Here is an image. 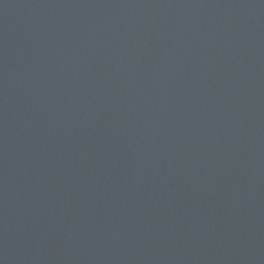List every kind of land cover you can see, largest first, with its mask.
<instances>
[{
  "label": "water",
  "instance_id": "water-1",
  "mask_svg": "<svg viewBox=\"0 0 264 264\" xmlns=\"http://www.w3.org/2000/svg\"><path fill=\"white\" fill-rule=\"evenodd\" d=\"M0 264H264V0H0Z\"/></svg>",
  "mask_w": 264,
  "mask_h": 264
}]
</instances>
